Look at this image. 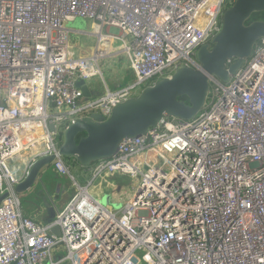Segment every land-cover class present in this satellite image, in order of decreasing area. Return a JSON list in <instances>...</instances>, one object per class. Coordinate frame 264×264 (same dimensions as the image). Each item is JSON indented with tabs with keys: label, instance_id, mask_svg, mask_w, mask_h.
Segmentation results:
<instances>
[{
	"label": "built area",
	"instance_id": "built-area-1",
	"mask_svg": "<svg viewBox=\"0 0 264 264\" xmlns=\"http://www.w3.org/2000/svg\"><path fill=\"white\" fill-rule=\"evenodd\" d=\"M234 1L0 0V264H264V38L226 82L210 77L193 120L165 117L91 167L60 155L77 119L108 120L138 90L199 69ZM78 19L96 39L89 58L70 43ZM120 55L133 82L85 101L77 83L105 80L100 62ZM47 157L69 198L41 225L15 189ZM114 175L140 179L118 212L93 194Z\"/></svg>",
	"mask_w": 264,
	"mask_h": 264
},
{
	"label": "water",
	"instance_id": "water-1",
	"mask_svg": "<svg viewBox=\"0 0 264 264\" xmlns=\"http://www.w3.org/2000/svg\"><path fill=\"white\" fill-rule=\"evenodd\" d=\"M260 12H264V0H235L222 16L221 32L198 49L196 60L199 69L180 67L171 78L157 81L136 98L118 105L108 120L100 114L77 119L63 134L60 155L65 159H75L82 167H91L115 156L122 141L147 134L165 117L193 120L207 104L210 77L226 82L229 75L252 56L255 46L264 38V21L248 24L251 17ZM229 60L236 62L227 70ZM77 86L84 97L91 98L84 80H80ZM182 97H187L189 104L180 101ZM29 154L30 151H25L22 158ZM54 159L47 157L36 162L29 176L17 185V195L29 196L40 182L41 173L51 169ZM6 197L7 194L2 196L0 203ZM51 233L60 235L57 228Z\"/></svg>",
	"mask_w": 264,
	"mask_h": 264
},
{
	"label": "rangeland",
	"instance_id": "rangeland-1",
	"mask_svg": "<svg viewBox=\"0 0 264 264\" xmlns=\"http://www.w3.org/2000/svg\"><path fill=\"white\" fill-rule=\"evenodd\" d=\"M67 28L75 32L70 34V43L75 51H77V48L80 47L82 42L88 45L96 40L92 36L85 34L80 36L76 33L77 31L90 33V31H88L89 26L85 21L78 19L68 23ZM102 61L100 62V66L103 70L106 82H109L112 77L111 68L116 72L113 76L123 83L120 87L128 86L133 82V78L131 77L132 73L123 58L117 61V65H115L111 59H104ZM98 81L101 84L103 83L101 77L98 78ZM140 94L141 89L137 92L138 96ZM65 160L69 163L73 162V159ZM49 170H44L41 173L40 182L37 183L34 189L29 193L30 195L28 198H21V209L23 211L27 208L37 211L40 210L42 213L46 211L48 219H51V217L55 216L56 211L62 210V204L69 198V190L67 189L68 184L62 183L58 179L56 173L53 170ZM71 173L81 185H85L91 179V175L89 174L84 176L80 175L78 164H74ZM139 183L140 179L133 180L128 176L114 175L112 178L106 176L103 186L98 190L95 189L93 194L104 207L111 208L113 211L118 212L121 211L125 204L130 203L134 199V194L137 192ZM52 201H54V204ZM65 255L66 253H62L60 256ZM59 258L56 257L54 260L57 261Z\"/></svg>",
	"mask_w": 264,
	"mask_h": 264
},
{
	"label": "crops",
	"instance_id": "crops-1",
	"mask_svg": "<svg viewBox=\"0 0 264 264\" xmlns=\"http://www.w3.org/2000/svg\"><path fill=\"white\" fill-rule=\"evenodd\" d=\"M88 31H90V30L88 29ZM76 33H78V35H80V36H82L84 34L92 36V35H90V33H85V32L77 31ZM95 46H96V40L93 41V43L88 44V45L87 44H83V42H82L80 44V47L77 48V51H75V52L80 57H88L89 58V57L92 56L93 49H94ZM121 58H123L126 61V63H127L126 58L124 56H121V55L119 57L116 56V57H113V58H110V59L114 62L115 65H117V61H119ZM127 66H128V63H127ZM110 71L112 72V77H111L109 82H106V80L102 79L103 83L101 84L98 81V78H93L91 80L85 81L87 86H88V88L90 89V94H91V98L84 97L85 101H89L91 99L93 100V99H96V98L104 95V93L106 92L107 88H109V89H117L118 87H120V85L122 86L123 83H121L120 80L116 79V77L113 76V74L116 73V72L112 68L110 69ZM102 73H103V70H102ZM103 76H104V73H103ZM50 170L52 171L53 169H50ZM22 198H28V195H26V196H24ZM44 211H45V209H44ZM22 212H23V214L25 216L33 219L34 221H36L37 223H39L41 225H45V224H47V223H49L51 221L50 219H48V215H47L46 211L42 213L40 210L37 211V210H31V209L27 208L24 211L22 210Z\"/></svg>",
	"mask_w": 264,
	"mask_h": 264
},
{
	"label": "trees",
	"instance_id": "trees-1",
	"mask_svg": "<svg viewBox=\"0 0 264 264\" xmlns=\"http://www.w3.org/2000/svg\"><path fill=\"white\" fill-rule=\"evenodd\" d=\"M259 21H264V12L256 13L254 14L251 19L249 20L248 24L252 22H259ZM180 101L185 102L186 104H189V99L187 97H182L179 98ZM54 217H51L50 220H52Z\"/></svg>",
	"mask_w": 264,
	"mask_h": 264
},
{
	"label": "clouds",
	"instance_id": "clouds-1",
	"mask_svg": "<svg viewBox=\"0 0 264 264\" xmlns=\"http://www.w3.org/2000/svg\"><path fill=\"white\" fill-rule=\"evenodd\" d=\"M52 167V166H51ZM52 169V168H51Z\"/></svg>",
	"mask_w": 264,
	"mask_h": 264
}]
</instances>
